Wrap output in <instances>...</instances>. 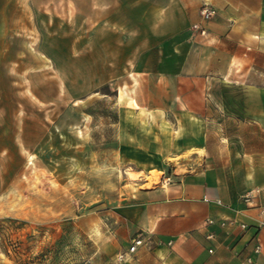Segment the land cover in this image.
I'll return each mask as SVG.
<instances>
[{
  "label": "crops",
  "instance_id": "crops-1",
  "mask_svg": "<svg viewBox=\"0 0 264 264\" xmlns=\"http://www.w3.org/2000/svg\"><path fill=\"white\" fill-rule=\"evenodd\" d=\"M205 3L216 15L201 35L193 26ZM95 8L99 68L121 85L117 100L129 96L121 148L139 175L118 230L122 252L137 237L144 243L123 264H248L257 242L252 264H264V0H98ZM153 170L169 176L145 187L141 174Z\"/></svg>",
  "mask_w": 264,
  "mask_h": 264
},
{
  "label": "rangeland",
  "instance_id": "rangeland-1",
  "mask_svg": "<svg viewBox=\"0 0 264 264\" xmlns=\"http://www.w3.org/2000/svg\"><path fill=\"white\" fill-rule=\"evenodd\" d=\"M97 1L0 0V264H123L117 215L139 175L121 148L129 96L99 68Z\"/></svg>",
  "mask_w": 264,
  "mask_h": 264
},
{
  "label": "built area",
  "instance_id": "built-area-1",
  "mask_svg": "<svg viewBox=\"0 0 264 264\" xmlns=\"http://www.w3.org/2000/svg\"><path fill=\"white\" fill-rule=\"evenodd\" d=\"M200 15H201V18H202V22L199 23V24H195L193 26V29L195 31L199 32L201 35H206L207 34V30L203 26V23L204 22H208L209 20H211L216 15V10L211 5L205 3L201 7ZM204 200L206 202H209L210 201L209 198H205ZM216 203L217 204H221V201L220 200H217ZM208 222H209V224H213L214 223V221L212 219L209 220ZM221 225L222 226H225L226 225V222H222ZM241 226H242L243 229H245L247 227L245 224H242ZM212 237H213L212 235H209L208 236L209 239H212ZM143 243H144V240L141 237H137V238L133 239L130 247L128 248V250L127 251H124L122 253H119L117 255V262L118 263H125V262H127V260H129L132 257L133 254H135V252L137 251L138 247L140 245H142ZM210 252L212 253L213 250H210ZM260 252H261V246L257 242V244L253 248L252 255H250L247 258V263L248 264H252L253 263V260H254V256L255 255H259Z\"/></svg>",
  "mask_w": 264,
  "mask_h": 264
},
{
  "label": "bare ground",
  "instance_id": "bare-ground-1",
  "mask_svg": "<svg viewBox=\"0 0 264 264\" xmlns=\"http://www.w3.org/2000/svg\"><path fill=\"white\" fill-rule=\"evenodd\" d=\"M130 176H131L132 178H134V177H135V175H133V174H131V173H130Z\"/></svg>",
  "mask_w": 264,
  "mask_h": 264
}]
</instances>
